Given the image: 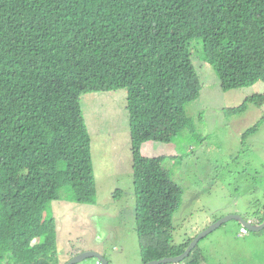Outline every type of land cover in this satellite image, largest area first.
<instances>
[{
	"label": "trees",
	"instance_id": "1",
	"mask_svg": "<svg viewBox=\"0 0 264 264\" xmlns=\"http://www.w3.org/2000/svg\"><path fill=\"white\" fill-rule=\"evenodd\" d=\"M206 63L225 91L264 82V0H0V264H59L51 203L87 189L84 156L73 154L74 137L89 139L82 96L119 89L142 261L182 254L194 239L173 243L183 187L167 157L142 149L191 127L186 106ZM251 100L264 92L231 111ZM163 121L169 134L156 130ZM197 248L184 264H206Z\"/></svg>",
	"mask_w": 264,
	"mask_h": 264
},
{
	"label": "rangeland",
	"instance_id": "2",
	"mask_svg": "<svg viewBox=\"0 0 264 264\" xmlns=\"http://www.w3.org/2000/svg\"><path fill=\"white\" fill-rule=\"evenodd\" d=\"M206 67L200 97L186 106L191 127L170 143L149 141L142 149L146 156L167 157L169 173L183 187L181 206L173 216L175 244L197 236L224 216L255 219L264 211V103L251 100L244 110L231 111L263 93L264 82L225 91L213 67L208 63ZM127 96L126 89L82 96L89 139L74 137L73 154L84 156L80 162L86 166L87 189L80 190L82 195L75 200L51 203L59 264L86 251L102 253L109 264H143ZM258 123L257 131L244 136ZM156 126L169 134L164 121ZM79 178L77 172L75 179ZM241 227L231 220L199 242L197 249L206 264H264V228L242 234ZM78 264L101 263L89 258Z\"/></svg>",
	"mask_w": 264,
	"mask_h": 264
},
{
	"label": "water",
	"instance_id": "3",
	"mask_svg": "<svg viewBox=\"0 0 264 264\" xmlns=\"http://www.w3.org/2000/svg\"><path fill=\"white\" fill-rule=\"evenodd\" d=\"M231 220H237L238 222L241 223L242 226L247 227L248 230H251V231H259L264 228V220L262 222L255 223L252 219L245 218L238 214L227 215L217 220L216 222L211 224L208 228L204 229L197 236H195L194 239L189 244V246L186 248V250L182 254L176 255V256L163 257L160 259H154V260H151L143 264H178V263H181L190 255V253L196 248V246L199 244V242L202 239H204L208 234L213 232L215 229L219 228L222 224L229 222ZM89 258H97L101 264H109L107 259L103 256V254L98 251H86V252L78 253L75 256H73L72 260L68 261L65 264H78L79 262H82Z\"/></svg>",
	"mask_w": 264,
	"mask_h": 264
},
{
	"label": "built area",
	"instance_id": "4",
	"mask_svg": "<svg viewBox=\"0 0 264 264\" xmlns=\"http://www.w3.org/2000/svg\"><path fill=\"white\" fill-rule=\"evenodd\" d=\"M240 231H241V233H245L246 234L247 233V228L242 226Z\"/></svg>",
	"mask_w": 264,
	"mask_h": 264
},
{
	"label": "crops",
	"instance_id": "5",
	"mask_svg": "<svg viewBox=\"0 0 264 264\" xmlns=\"http://www.w3.org/2000/svg\"><path fill=\"white\" fill-rule=\"evenodd\" d=\"M146 144V143H145ZM250 219V218H249ZM256 220V219H255ZM255 223H257V221H255Z\"/></svg>",
	"mask_w": 264,
	"mask_h": 264
},
{
	"label": "clouds",
	"instance_id": "6",
	"mask_svg": "<svg viewBox=\"0 0 264 264\" xmlns=\"http://www.w3.org/2000/svg\"><path fill=\"white\" fill-rule=\"evenodd\" d=\"M245 227V226H244ZM247 228V227H246Z\"/></svg>",
	"mask_w": 264,
	"mask_h": 264
}]
</instances>
